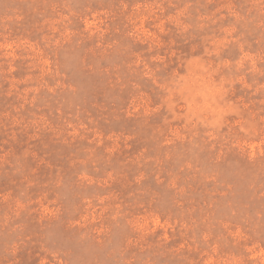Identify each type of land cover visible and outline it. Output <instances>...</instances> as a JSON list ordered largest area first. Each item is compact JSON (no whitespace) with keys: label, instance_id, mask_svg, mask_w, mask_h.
<instances>
[{"label":"rangeland","instance_id":"rangeland-1","mask_svg":"<svg viewBox=\"0 0 264 264\" xmlns=\"http://www.w3.org/2000/svg\"><path fill=\"white\" fill-rule=\"evenodd\" d=\"M0 264H264V0H0Z\"/></svg>","mask_w":264,"mask_h":264}]
</instances>
